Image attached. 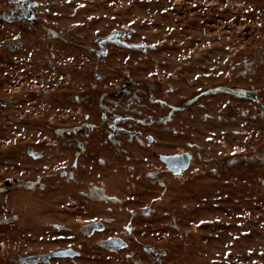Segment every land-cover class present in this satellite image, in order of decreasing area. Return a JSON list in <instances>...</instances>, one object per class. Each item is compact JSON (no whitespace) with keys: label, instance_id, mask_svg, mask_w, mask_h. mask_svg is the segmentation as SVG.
<instances>
[{"label":"rangeland","instance_id":"1","mask_svg":"<svg viewBox=\"0 0 264 264\" xmlns=\"http://www.w3.org/2000/svg\"><path fill=\"white\" fill-rule=\"evenodd\" d=\"M7 1L0 0V13ZM34 1L41 3L46 30L64 31L70 42L50 39L46 30L34 38L0 19V85H13L8 97L14 100L6 130L46 133L82 125L88 115L103 130L97 107L78 102L69 113L54 96L65 89L81 98L88 85H99L109 98L124 87L119 105L139 97L131 114L146 121L143 144H132V162L109 159L103 176L113 191L131 196L129 209L150 207L154 213L131 220V249L120 258L89 257L128 264V255L144 257L143 246L152 244L157 264H264V0ZM115 33V41L97 42ZM10 43L19 51L6 52ZM214 86L221 88L215 95L201 94ZM226 89L256 92L257 100ZM168 104L177 108L165 125ZM31 113L39 114L40 127L18 119ZM5 139L0 132V145H8ZM153 148L189 153V169L181 177L162 173L164 187L150 184L148 173L161 169ZM128 214L121 213L124 223ZM173 219L193 236H180L170 227ZM10 235L0 228V256L11 246ZM78 264L90 262L82 258Z\"/></svg>","mask_w":264,"mask_h":264},{"label":"flooded vegetation","instance_id":"2","mask_svg":"<svg viewBox=\"0 0 264 264\" xmlns=\"http://www.w3.org/2000/svg\"><path fill=\"white\" fill-rule=\"evenodd\" d=\"M0 19L34 38L40 36L38 31L43 33L46 30L47 19L41 3L34 0L7 1ZM119 35L115 33L105 39L99 38L97 42L111 43ZM46 36L65 45L70 42L64 31L57 34L47 29ZM13 39L20 41L17 35ZM7 48L8 53L19 51L11 43ZM103 52H106L105 49ZM52 68L55 66L52 65ZM23 86L22 83L15 89L21 90ZM0 87V132L4 133V142L8 144L0 145L4 148L0 150V154L6 158L0 162V228L9 231V241L12 242L9 249L0 256V264H35L37 261L38 264H78L82 258L90 264H99L97 259L89 257V252L108 258H120L131 249L134 233L131 220L146 218L154 213V209L150 207L129 209L127 202L131 196L123 195L119 190L113 191L103 176L109 159L117 163H131L133 157L130 154L134 148L132 144H143L142 127L146 121L136 119L131 114L134 112L131 106L139 103V97L130 99L129 105L122 107L118 101L125 94L124 87L113 90L110 98L108 92L102 91L99 85H88L81 98L63 89L59 95L53 93L57 101L68 107L66 109L69 113L72 111L71 106L78 102L97 107L98 122L103 130L97 129L92 115H88V121L82 125L69 123L46 133L27 130L11 135L6 129L12 121L9 109L14 100L8 95L13 92V85L4 82ZM166 87L170 93L172 86ZM220 89L214 86L201 94L215 95ZM226 90L244 99L257 100L256 92ZM33 94L40 99V91ZM50 94V91L45 93L47 97ZM151 100L156 102L158 99L152 97ZM168 107L171 114L164 119L165 125L171 122L172 111L177 108L172 104H168ZM18 119L31 121L40 127L38 113H31L30 117L20 115ZM154 121L150 117L149 122L153 124ZM50 122L53 124V121ZM185 154L189 153H157L153 148L152 157L158 161L161 169L148 173L150 184L164 187L166 182L161 177L162 173L183 176L189 169H181L185 165V159L181 156ZM168 157L172 158L169 163ZM126 171L131 174L134 169L129 165ZM84 175L90 178L86 183ZM131 186L136 189L135 184ZM182 208L188 209L185 206ZM124 209L129 213L127 223H124L121 216ZM170 227L183 238L193 236L191 232L182 231L176 219H173ZM61 238L64 244L56 246ZM46 244L50 245L48 249L44 248ZM58 250H68L63 254L67 256L51 258L50 263L43 257ZM142 251L144 257L135 256L136 253L132 252L124 260L128 264H157L158 252L154 245H144Z\"/></svg>","mask_w":264,"mask_h":264},{"label":"water","instance_id":"3","mask_svg":"<svg viewBox=\"0 0 264 264\" xmlns=\"http://www.w3.org/2000/svg\"><path fill=\"white\" fill-rule=\"evenodd\" d=\"M181 157H183V159H185V165H183L181 167L182 170H187L190 165H191V161H192V155L190 154H185V155H182ZM172 158H167V161L169 163V160H171ZM68 250H58V251H54V252H51V253H48V254H45L43 257L47 260H49V263H50V259L51 258H55V257H59V256H62V257H66L67 255H63L65 252H67ZM35 264H38V261L35 262Z\"/></svg>","mask_w":264,"mask_h":264}]
</instances>
